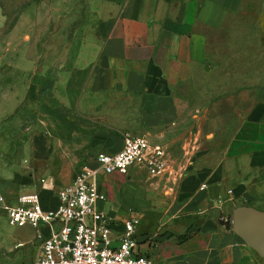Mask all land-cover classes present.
<instances>
[{
    "label": "crops",
    "instance_id": "crops-1",
    "mask_svg": "<svg viewBox=\"0 0 264 264\" xmlns=\"http://www.w3.org/2000/svg\"><path fill=\"white\" fill-rule=\"evenodd\" d=\"M73 3L88 9L66 46L73 64L51 95L75 120L58 115L56 135L43 140L41 152L26 149L29 161L0 160V197L7 205L26 194L41 198L37 179L56 181L40 188L50 195L43 206L56 209L59 191L74 180L67 165L95 166L99 154L118 153L126 135L144 137L165 150L166 173L154 177L135 167L100 179L107 201L98 209L111 218L115 246L124 222L138 217V253L155 264H264L221 220H232L239 207L264 212V103L239 113L227 145L218 136L205 142V86L218 40L246 6L264 0Z\"/></svg>",
    "mask_w": 264,
    "mask_h": 264
},
{
    "label": "rangeland",
    "instance_id": "rangeland-1",
    "mask_svg": "<svg viewBox=\"0 0 264 264\" xmlns=\"http://www.w3.org/2000/svg\"><path fill=\"white\" fill-rule=\"evenodd\" d=\"M0 1V160L10 164L29 161L30 154L25 152L34 145L42 151L43 140L57 132L58 115L75 120L52 98L51 88L62 69L73 64L71 44L70 52L66 46L84 24L88 8L75 5L74 0ZM76 15L77 19L69 20ZM218 41L213 53L216 65L205 86V142L218 136L227 145L240 123L239 113L264 103V3L246 6L230 34ZM56 152L58 158L60 151ZM82 166L71 163L66 167L74 179ZM37 181L40 188L47 182ZM259 182H264V167ZM50 183L56 186V181ZM40 188L46 201L50 195ZM25 189L27 193L32 190ZM36 238L31 227L11 226L1 207L0 264L37 261L40 241Z\"/></svg>",
    "mask_w": 264,
    "mask_h": 264
},
{
    "label": "built area",
    "instance_id": "built-area-1",
    "mask_svg": "<svg viewBox=\"0 0 264 264\" xmlns=\"http://www.w3.org/2000/svg\"><path fill=\"white\" fill-rule=\"evenodd\" d=\"M167 163L161 146H153L144 137L126 135L118 153L99 154L95 166H82L72 183L59 191L56 209L45 208L38 194L23 195L16 205H7L0 197V204L11 226H31L36 231L39 255L31 264H155L138 253V217L124 222L115 246L111 218L98 209L107 201L100 179L127 176L135 167L158 177L166 173ZM44 186L52 188L54 184L45 182ZM221 220L225 226H233V219Z\"/></svg>",
    "mask_w": 264,
    "mask_h": 264
},
{
    "label": "water",
    "instance_id": "water-1",
    "mask_svg": "<svg viewBox=\"0 0 264 264\" xmlns=\"http://www.w3.org/2000/svg\"><path fill=\"white\" fill-rule=\"evenodd\" d=\"M234 232L264 258V212L239 207L233 213Z\"/></svg>",
    "mask_w": 264,
    "mask_h": 264
}]
</instances>
